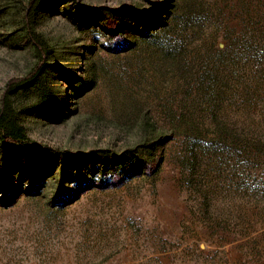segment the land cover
<instances>
[{
	"label": "rangeland",
	"instance_id": "1",
	"mask_svg": "<svg viewBox=\"0 0 264 264\" xmlns=\"http://www.w3.org/2000/svg\"><path fill=\"white\" fill-rule=\"evenodd\" d=\"M29 1L0 0V108L37 62ZM51 1L34 30L72 83L53 74V112L11 95L28 142L147 156L168 140L155 172L64 196L47 179L0 205V264H264V0ZM110 11L134 32L80 24Z\"/></svg>",
	"mask_w": 264,
	"mask_h": 264
},
{
	"label": "trees",
	"instance_id": "2",
	"mask_svg": "<svg viewBox=\"0 0 264 264\" xmlns=\"http://www.w3.org/2000/svg\"><path fill=\"white\" fill-rule=\"evenodd\" d=\"M51 0H30L25 10L28 16L20 32L28 36L32 42L37 56L34 68L21 79L12 80L6 89L7 96L2 101L0 108V205L7 206L19 195L36 193L38 186L47 179L57 181L56 194L69 195L68 189L63 188L65 183H74L75 189L84 186H104L111 179L108 176L127 177L138 176L149 172H155L161 162V155L168 136L163 131H157L154 139L144 145L147 156L136 154L133 150H124L120 153L110 150H98L85 155L52 152L32 146L26 137L25 127L21 124L18 114L10 108L11 95L19 89L27 88L35 95L34 110L52 111L57 101H61L63 95L60 90L49 88L48 83L53 74L61 72L64 82L72 83L69 71H64L56 63L51 61V52L46 42H43L35 33L38 15L52 9ZM125 14L120 12H104L99 15L95 12L81 13L84 24L97 19H112L116 31L134 32L130 24L122 26ZM103 17V18H102ZM126 27V28H125ZM51 68V70H50ZM61 85V84H59ZM154 130V129H153ZM6 164V165H5ZM55 174L56 177L47 178ZM98 177V178H97ZM18 185L14 184L15 180ZM75 192H71L74 194Z\"/></svg>",
	"mask_w": 264,
	"mask_h": 264
}]
</instances>
